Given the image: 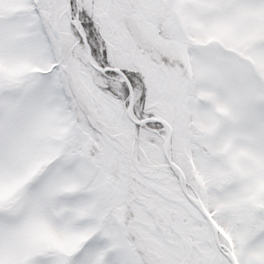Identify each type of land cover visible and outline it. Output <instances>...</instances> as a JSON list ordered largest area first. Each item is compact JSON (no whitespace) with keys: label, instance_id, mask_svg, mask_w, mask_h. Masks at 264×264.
<instances>
[{"label":"snow or ice","instance_id":"obj_1","mask_svg":"<svg viewBox=\"0 0 264 264\" xmlns=\"http://www.w3.org/2000/svg\"><path fill=\"white\" fill-rule=\"evenodd\" d=\"M0 264H264V0H0Z\"/></svg>","mask_w":264,"mask_h":264}]
</instances>
